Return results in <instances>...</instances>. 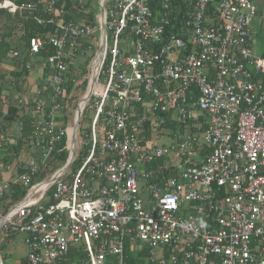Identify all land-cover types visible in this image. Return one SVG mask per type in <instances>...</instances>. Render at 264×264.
<instances>
[{"label":"built area","instance_id":"built-area-1","mask_svg":"<svg viewBox=\"0 0 264 264\" xmlns=\"http://www.w3.org/2000/svg\"><path fill=\"white\" fill-rule=\"evenodd\" d=\"M104 4L96 28L67 20L62 0L0 1L1 10L27 12L46 31L30 38L29 56L48 70L37 96L13 97L33 132L26 158L0 161V264H7L2 244L14 238L29 250L25 264H63L72 249L79 252L73 264H129L127 250L148 264H264L257 6ZM99 32L100 51L84 75L83 98L93 84L90 97L73 106L83 88L79 57ZM9 57L18 60L20 52L12 49ZM26 69L32 71L29 61ZM11 95L0 99L5 114ZM65 152V165L56 168Z\"/></svg>","mask_w":264,"mask_h":264},{"label":"trees","instance_id":"trees-1","mask_svg":"<svg viewBox=\"0 0 264 264\" xmlns=\"http://www.w3.org/2000/svg\"><path fill=\"white\" fill-rule=\"evenodd\" d=\"M78 1L79 0H62V2L66 3L67 10L69 11L67 20L74 21L76 23L86 22L96 28L99 27L98 16L100 0H86V3L81 6L80 10L75 9V6L78 5ZM37 15L43 16L42 12L37 13ZM18 33H21L22 35L19 38L18 42H14V39L16 38ZM45 33L46 31L36 24V22L32 18V15H29V13L26 12L23 14H12L7 10L0 9V70L3 65L8 63V59L11 60V64L13 63L12 66L19 69L11 74V77L16 80L17 84V86L15 87L16 90L14 88H11V86L9 87V89L11 90L8 91H10L11 94L13 93L11 92L13 89L14 93L22 94L18 85L20 84V82H22V80H24L23 78L26 79L29 75V72L26 69V58L29 56L30 38L33 35ZM86 47L84 48V51L86 50ZM12 49L20 52V58L18 60H13L9 57V53ZM87 74V70H84L83 72H81V75L79 77ZM3 76L4 75H1L0 73V99H2V96L5 92L4 89L5 87H7L5 85V80ZM256 79L264 83V77H257ZM86 88L87 82L85 83L84 91H86ZM72 89L73 84L70 83V90ZM7 99L8 100L6 101H8V113L5 114L3 110L0 109V120L2 121V123L0 124V141H2L1 147H5L7 151L5 153L6 156L4 157L5 163H9L11 162V160L18 157V155L22 152L23 148L26 147V145H29L33 132L31 118L28 112H25L24 110L19 108L14 103L13 97H9ZM13 125H17L21 128V130L19 138H17L16 135H13V139H15L16 144L9 146V144L6 145V141L10 140L8 132ZM2 148H0V151ZM67 157L68 153L65 152L60 158V161L58 162L56 168L64 166L67 161ZM46 173L50 175V171ZM23 195L24 193L20 192L17 199H19ZM127 252L130 254L131 257L129 260V264L147 263L144 260L140 262L134 260V255L128 250ZM78 255L79 252H77L76 249H72L63 264H73V262L78 259ZM20 264H25V262H23L22 260Z\"/></svg>","mask_w":264,"mask_h":264},{"label":"rangeland","instance_id":"rangeland-1","mask_svg":"<svg viewBox=\"0 0 264 264\" xmlns=\"http://www.w3.org/2000/svg\"><path fill=\"white\" fill-rule=\"evenodd\" d=\"M99 15H101V7L99 8ZM257 23L258 22H256L254 24L255 28H257ZM100 34H101V32L97 33V35L95 36V39H94V42H93V47L91 48V50H88L85 54H83L82 56L79 57V60H78V63H77V67H78V69L81 72H83L84 70L85 71L87 70V73H88L91 64L93 63V61L97 57V55H98V53L100 51V40H98V38H100ZM21 35H22L21 33H18L16 38L14 39V42H18L19 38L21 37ZM259 39H260L261 43L263 44L264 42L261 40V38H259ZM123 41H126V40H123ZM257 45H258V40H257ZM254 54L257 57L260 56L259 51H254ZM7 62H8L7 64H11V60L10 59H8ZM76 71H78V70H76ZM80 71H78L79 74L81 73ZM33 76L34 77H36V76L38 77V73H33ZM86 77L89 78L88 75ZM86 77L84 75L81 76V81L80 82L83 84V88H80L77 92H75L73 94L74 95L73 106H76L77 103L80 102V100L83 98V96H84V94L86 92V91H84V86H85L84 82H85ZM11 96L15 98V97L18 96V94L13 92ZM87 115L92 117L93 116V112L89 111V113H87ZM1 123H2V121L0 120V124ZM87 125H88V120H84V122L82 123V127L86 128ZM13 127H11L9 132H8L9 133L8 136H10V138H11V136H13L15 134V133H13V130H12ZM163 143H169V141L168 140H166V141L163 140V141H161V144H163ZM5 149H6L5 147L2 148L1 152H0L1 164L5 163L4 162V160H5L4 157L6 156ZM26 156H27V154L24 151H22L18 155L19 159L26 158ZM1 251H2L3 256L5 257V261H6L7 264H19L24 258L27 257L28 252H29L28 248L25 247L24 245L19 244L18 240H16L15 238L3 243ZM146 264H148V263H146Z\"/></svg>","mask_w":264,"mask_h":264},{"label":"crops","instance_id":"crops-1","mask_svg":"<svg viewBox=\"0 0 264 264\" xmlns=\"http://www.w3.org/2000/svg\"><path fill=\"white\" fill-rule=\"evenodd\" d=\"M253 2L257 6V10H258L257 17L252 24L253 31L257 33L255 38H254V51H259L260 56H264V43L262 44L260 39H259V38H261V40L264 42V0H253ZM256 22H258L257 28L254 27V24ZM257 40H258V45H257ZM28 61L32 66V71H30V73L26 79L23 78L24 80H22V82H20V84L18 86H19V89L21 90L22 94H27V95L33 94L34 96H37L39 89L41 88V81L48 74V70L43 65V62L41 61V58L39 56H28L26 58V64ZM16 70H19V69L15 68L11 64H5L1 67L0 73H1V75H4L3 77L5 80V85L7 86L4 89L5 93H8V92L10 93V91H8V90H11V89H9V87L11 86V83L7 77V76H10L11 74H8V73L10 71H12V73L16 72ZM33 73H38V77L37 76L34 77ZM13 90L11 92H14ZM7 98H9V97H6V99ZM13 126H12L13 127L12 130H13V133H15L14 135H16V133H18V130L20 127H18L17 125H13ZM13 138L14 137L11 136L10 140H13ZM6 152L7 151L5 150V153Z\"/></svg>","mask_w":264,"mask_h":264},{"label":"water","instance_id":"water-1","mask_svg":"<svg viewBox=\"0 0 264 264\" xmlns=\"http://www.w3.org/2000/svg\"><path fill=\"white\" fill-rule=\"evenodd\" d=\"M105 2V0H104ZM104 2L101 6V17H104V12H105V8H104ZM102 31L104 32L105 31V25L102 23ZM92 88H93V84L92 86H90L87 90V95L85 96V98H83L80 103H86V101L88 100V98L90 97V94H91V91H92ZM81 114H82V109L80 107H78V110H77V119H76V125L74 127V130H73V133H72V144L74 145L75 144V139H76V134H77V130H78V125H79V122H80V119H81Z\"/></svg>","mask_w":264,"mask_h":264}]
</instances>
